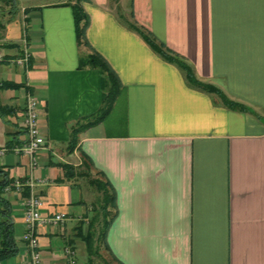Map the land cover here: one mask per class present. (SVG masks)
<instances>
[{
  "label": "crops",
  "instance_id": "1",
  "mask_svg": "<svg viewBox=\"0 0 264 264\" xmlns=\"http://www.w3.org/2000/svg\"><path fill=\"white\" fill-rule=\"evenodd\" d=\"M13 2L5 14L0 0V181L18 248L7 264L28 258L31 193L43 217L65 214L36 227L44 264H63L67 245L77 264H93L86 236L97 239L105 220L97 243L114 264H264V0ZM74 4L85 14L81 43ZM24 48L26 66L12 61ZM94 52L121 88L71 147L73 126L107 93L102 70L79 67ZM27 94L45 139L33 170L14 150ZM29 175L32 187L15 185Z\"/></svg>",
  "mask_w": 264,
  "mask_h": 264
},
{
  "label": "trees",
  "instance_id": "2",
  "mask_svg": "<svg viewBox=\"0 0 264 264\" xmlns=\"http://www.w3.org/2000/svg\"><path fill=\"white\" fill-rule=\"evenodd\" d=\"M73 15H74V22H75V30L77 34V41L78 43L82 42L83 34H84V18L85 14L83 13L81 7L77 4L73 5ZM145 39L148 40L149 44L154 47L155 49H159L158 45L155 43L153 39H150L148 36H144ZM167 58H169L170 61H173V58L170 56L165 55ZM175 61V60H174ZM177 64H179L186 72L187 77L194 81L195 78L193 77L191 68L185 64L182 61H176ZM89 65L94 68H98L102 70L105 73L106 76V87H107V93L105 96V99L103 101V104L95 112V114H92L91 116L85 117L82 120H79L72 128L71 130V139H70V145L71 147H74L76 142V135L79 131H81L84 128H87L91 124H93L95 121H98L101 119L107 111L113 106V103L120 91L121 83L120 80L115 73V71L111 68V66L108 64V62L97 52L91 53L85 57L80 58L79 60V67H83ZM204 88H211L208 84L202 85ZM0 172L3 173V170L0 166ZM95 183L98 184L99 187H103V182L98 180H93ZM7 178L4 176L3 179L0 181V261H6L12 256L16 255L18 252L15 236H14V227L12 222V216H11V209L9 206L8 201L3 196L2 190L7 186ZM107 192V196H108ZM110 199V197H108ZM109 225V222L105 220L104 225L101 229L99 237L96 239V242L103 241L105 232L107 230V227ZM94 235L93 233H89L87 238V248L89 251V254L92 255L93 252V245L92 240Z\"/></svg>",
  "mask_w": 264,
  "mask_h": 264
},
{
  "label": "built area",
  "instance_id": "3",
  "mask_svg": "<svg viewBox=\"0 0 264 264\" xmlns=\"http://www.w3.org/2000/svg\"><path fill=\"white\" fill-rule=\"evenodd\" d=\"M30 53L27 48H24L21 56L16 57L12 61L18 65L26 66L29 61ZM4 59V55L0 52V60ZM39 100L33 94H27L26 104L24 108V126L26 128V138L22 144L16 146L14 150L17 153L25 154L29 157V168L33 170L38 164L37 154L44 147L45 139L39 125ZM2 153V151H1ZM15 185L20 188L22 185L32 187L33 181L31 175L25 178H17ZM8 189V187L6 188ZM5 191V188H4ZM42 200L40 197L30 194L24 200L23 222L24 232L22 240L25 242L28 249V258L26 261L19 264H44L40 252V243L37 235L36 227L40 223L57 224L64 217V213L55 214L52 217H43L40 213ZM64 257L66 258L63 264H77L75 252L69 245L63 248ZM0 264H7L0 261Z\"/></svg>",
  "mask_w": 264,
  "mask_h": 264
},
{
  "label": "rangeland",
  "instance_id": "4",
  "mask_svg": "<svg viewBox=\"0 0 264 264\" xmlns=\"http://www.w3.org/2000/svg\"><path fill=\"white\" fill-rule=\"evenodd\" d=\"M6 4H8V6ZM14 10H15V4L13 0H5V14H8V12H13ZM92 245H93V252L92 255H90V257L93 264H100L99 262L97 263L98 260H102L105 264H110V263L114 264V261L112 260L111 256L106 253L107 251L103 247L102 242L101 244L99 242L98 245V243L96 242V238H94L92 240ZM5 263H7V260L5 261Z\"/></svg>",
  "mask_w": 264,
  "mask_h": 264
}]
</instances>
